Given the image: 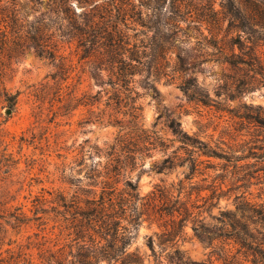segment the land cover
Here are the masks:
<instances>
[{
    "label": "rangeland",
    "instance_id": "obj_1",
    "mask_svg": "<svg viewBox=\"0 0 264 264\" xmlns=\"http://www.w3.org/2000/svg\"><path fill=\"white\" fill-rule=\"evenodd\" d=\"M213 1L212 7L196 5L189 19L195 22L189 23L190 27L189 21L180 20L181 31L167 44L171 51L162 62L158 80L152 76L147 79L142 72L133 77V88L142 107L139 126L170 140L167 121L174 119L187 135L196 136L220 157H200L203 163L188 181L186 164L158 173L155 166L164 156L152 151L131 176L138 177L137 193L146 198L163 188L174 199L179 185L187 190L189 182L205 188L201 196L207 198L213 193L212 204L204 205L199 199L193 211L201 212L207 225L219 227L220 214L235 209L236 197L264 202V161L255 158L264 144V133L241 127L229 114L243 104L259 106L264 112V89L259 87L243 97L235 93L233 81L238 75L224 63V56L226 42L236 33L226 30L229 20L224 18V1ZM76 11L81 8L76 6ZM130 22L128 27L133 29ZM160 31L157 38L162 40V26ZM126 33L134 36L131 30ZM153 36L150 31L135 39L139 42ZM52 42L65 58L64 69H58V60L50 62L26 51L17 63L0 70V264H46L51 254L69 251L73 236H68V216L61 214L63 200L85 208L87 201L98 198L100 185L90 180L99 161L97 150L128 131L107 124L112 110L105 103L113 90L101 81L108 82V73L104 72L101 79L94 76L90 64L80 59L75 43L67 44L57 36ZM260 51L264 53V48ZM179 59L182 69L176 71ZM183 80L192 82L207 106L186 98L180 90ZM147 82L157 89L156 99L145 88ZM232 95L235 98H230ZM118 112L114 119L129 127L130 117L123 115L126 109ZM178 146L174 143L167 155ZM159 204L158 199L150 206L137 204L141 222L127 251L135 252L140 264H174L169 260L174 248L188 261L209 264V249L195 238L190 223L172 242L160 244V237L172 229V224L167 216H160L157 206L152 208ZM149 238L153 250L148 246ZM212 264L221 263L212 259Z\"/></svg>",
    "mask_w": 264,
    "mask_h": 264
},
{
    "label": "trees",
    "instance_id": "obj_2",
    "mask_svg": "<svg viewBox=\"0 0 264 264\" xmlns=\"http://www.w3.org/2000/svg\"><path fill=\"white\" fill-rule=\"evenodd\" d=\"M221 1H224V18L229 20L226 30L236 33V37L226 42L224 63L238 75L233 81L234 91L243 97L259 87L264 89V53L260 51L264 48V0ZM166 3L167 0H0V70L17 63L26 51L50 62L58 60L57 67L62 70L65 58L58 54L52 39L57 36L67 44L75 43L80 59L90 64L94 76L101 79L104 72L109 75L108 82L101 81L113 90V96L105 103L112 110L107 124L118 126L120 131L128 129L111 145L97 150L99 161L90 180L96 182L95 186L100 185L98 198L87 201L85 208L63 200L61 214L68 216L65 220L69 221L68 236H73V244L66 254H51L46 264H140L139 256L127 251L141 222L142 212L137 204L150 206L156 199L160 204L152 208L157 206L160 216H167L172 224V229L160 237V244L172 242L190 223L195 238L209 249V264L212 259L221 264H264V202L253 203L244 196L236 197L235 209L222 212L218 219L220 226L216 227L207 225L201 219V212L193 211L199 199L204 205L212 204L213 193L207 198L201 196L205 188L191 182L187 190L179 185L174 199L163 188H158V194L149 198L137 193L138 177L134 179L131 173L143 166V157L152 151L164 156L155 166L158 173L186 164L188 181L203 163L200 157H220L196 136L187 135L174 119L167 121L170 140L138 125L142 107L137 103L139 96L133 88V77L145 72L147 79L152 76L158 80L162 62L171 51L167 44L181 31L180 20L189 21L198 3L212 7L214 1L169 0L164 10ZM76 6L81 11L77 12ZM128 21L133 29L128 27ZM193 22L190 20L187 27ZM137 26L142 29L138 31ZM161 26L165 36L159 40ZM126 30L134 32L135 41L132 42ZM150 31L155 36L136 42V37H144ZM179 61L176 71L182 69ZM145 88L152 92L153 99L158 97L154 85L147 82ZM193 88L190 80L180 84L189 101L207 106L205 97H199ZM121 108L126 109L123 115L130 117L129 127L114 119V113H119ZM229 114L241 127H254L264 133L261 107L243 104ZM174 143H179L178 148L167 155ZM259 150L255 158L264 161V144ZM180 151L187 156L182 157ZM143 200L146 201L142 204ZM148 246L153 250L151 238ZM169 260L174 264H196L177 248Z\"/></svg>",
    "mask_w": 264,
    "mask_h": 264
}]
</instances>
